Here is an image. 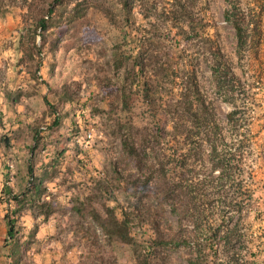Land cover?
Masks as SVG:
<instances>
[{
    "label": "rangeland",
    "instance_id": "rangeland-1",
    "mask_svg": "<svg viewBox=\"0 0 264 264\" xmlns=\"http://www.w3.org/2000/svg\"><path fill=\"white\" fill-rule=\"evenodd\" d=\"M14 1L15 6L0 16L13 23L17 20L24 22L23 34L19 35L28 39L29 45L25 46V50L31 51L35 23L29 18L27 11L21 12L26 9L17 6L22 5L23 0ZM78 2L80 0H68L65 6L58 8V12L65 9L63 15L66 16ZM144 2L145 0L141 4L137 0L134 4L138 35H151L163 46V52L175 65L176 74H171L164 89L166 99L174 104L180 101L186 86L184 73L194 69L200 93L207 107L214 111L219 124L220 130L216 138L219 154L214 161H223L224 171L214 169L211 149L207 145L212 130L205 125L197 130L189 123L187 131H198L199 136L188 140L186 130L176 131L172 135V116L165 120L168 144L162 142L157 150L148 147L142 152L139 149V156L136 158L127 156L122 134L114 128L110 130L109 137L101 113L110 112L108 119L115 125L128 122L134 126L139 133L136 137L138 148L146 134H150L151 141L155 140L157 126L150 119L146 105L136 89L128 96L126 108H123L121 90L116 91L117 79L124 70L113 68L112 58L110 59L113 48H109L107 44L112 35L120 33L123 43V29L96 8H90L84 18L72 24L63 18L61 33L71 43H78L85 53L86 59L82 62L84 72L90 69L104 74L97 90L83 87L74 92V96L82 102L75 106L77 114L73 118L78 116L77 121L81 120L82 134L94 129L92 148L100 145L97 148L99 157H94L92 163L98 166L92 168L91 173H94L91 174L93 177L89 184L76 189L78 205H71L69 202V206L55 207L60 215L71 212L75 217L63 216L52 221L51 226H48L51 230H47V234L42 237H36L40 226L38 224L42 221L28 230L29 235L26 232L24 235L21 224H18L19 237L26 246L22 252V264H139L132 245L121 243L115 236L108 234L92 216L83 218L79 215L80 202L95 192L96 183H102L103 186H109L105 195L107 205L115 208L116 216L122 219L124 212L131 209L130 201L142 193L141 185L145 179L143 173L147 169L144 159L147 164L154 163L156 151L164 162L170 163L167 167V186L173 190L175 200L167 202L163 199L162 194L154 189L161 181L159 178L155 179L149 203L159 211L158 217L144 226L133 223L130 229L141 253H147L149 247H161L157 264H189V259L197 256L194 247L200 245L207 249L204 261L208 264H225L228 260L229 264H264V0H147L148 4L143 9ZM155 3L156 7L150 9ZM121 8V4L117 3V11ZM184 10L187 17L179 14ZM163 12L166 20H162ZM234 13L244 16L246 20L244 29L247 30L249 42L241 52L238 50L234 26L228 20L229 16L232 19ZM143 14H147L149 18H145ZM58 16H54V21L58 20ZM46 34L47 32L42 34L43 49ZM8 36L10 38L2 40L6 41L4 46L13 47L18 43V36L13 33ZM206 39L217 43L232 71V75L225 80L222 92H219L215 84L211 69L215 65V58L206 47ZM34 45V54H37L38 59V48L36 43ZM105 49L109 55L104 54ZM104 86H109L108 90L102 89ZM82 89L89 92L87 100L79 95ZM192 101L196 102L195 98ZM83 111H86L85 114ZM90 112L97 118L90 121ZM232 115L233 120L230 118ZM162 124L164 125L163 122ZM198 148L201 149L199 156L195 152ZM99 173H104V177L100 178ZM137 179L140 182L132 184ZM6 196L5 193L0 197V215L13 205V201L9 202ZM94 208L104 213L98 202ZM174 208H178L184 216L182 228L179 217L173 212ZM91 219L109 236L106 242L102 243L98 239L94 228L89 224ZM16 221L20 223L17 218ZM236 224H239L238 233L228 244L224 237ZM214 230H220V236L213 237ZM160 237L164 244L153 246ZM7 239L8 235L5 239H0V264L9 262L6 257L8 249L4 248ZM212 247L219 252L216 262L210 252ZM251 251L259 252L254 261L249 260Z\"/></svg>",
    "mask_w": 264,
    "mask_h": 264
},
{
    "label": "trees",
    "instance_id": "trees-1",
    "mask_svg": "<svg viewBox=\"0 0 264 264\" xmlns=\"http://www.w3.org/2000/svg\"><path fill=\"white\" fill-rule=\"evenodd\" d=\"M136 1L137 0H80V2L76 3L75 8L69 11V14L66 16L63 15L65 9L58 12V8L60 6H65L68 0H23L22 5L17 6L21 9H26L27 15L35 23V28H41L45 33L49 31L54 22L61 23L65 20L67 23L72 24L84 18L90 8L99 9L112 23L120 24L124 32L123 43L118 46L119 53L117 52V54L113 56L112 63L115 70H124V78L120 88L122 92L121 100L124 104L123 108H126L130 93H132L133 89H136L140 99L146 105L150 119L152 122H155L157 126L155 140L151 141L150 134H146L142 138L139 145L140 147L138 148V146H136V137L139 133L135 127L128 122L125 124L117 123L115 131L121 133L123 136V148L127 156L136 158V156H139V149L142 152H145L148 147L157 150L161 147L162 142L165 145L168 144V134L165 133V120L168 116H172V135L176 131L186 130V138L188 140H193V138L199 136L198 131H193L192 129H190L189 132L187 131L189 129V123L197 130H200L204 125L207 129L210 128L212 130L211 136L207 139V145L211 149L214 169H221L223 172V161H219L218 159L214 161L219 154L216 140L218 131L220 130L219 124L216 122L214 111L207 107L200 93L196 71L192 69L188 73H184L186 86L181 94L180 101L176 104L172 101H167L164 89L166 88L167 80L170 79L171 74H176L175 65L171 62L169 56L163 52V46L157 43L151 35L141 37L138 35L139 31L137 30L139 29H136L137 22L134 17V4ZM140 2L142 4L143 0H140ZM117 3H120L122 6L119 11L116 9ZM14 4H16L14 0H0V14L5 15L8 12L5 8L14 7ZM147 4V0H145L142 8L145 9ZM155 7L156 3L152 4L150 9H154ZM143 9L142 12H144ZM179 14L183 17H187L185 10L180 11ZM57 15H59L58 20L54 21V16ZM143 16L149 18L147 14H143ZM164 16L165 13L163 12L161 14L162 20H166ZM46 17H49V19H46ZM228 20H230L234 26L237 34L238 50L241 52L249 42L247 30L244 29L246 20L244 16L241 17L237 13L233 14L232 19L229 16ZM35 28L32 31L31 41L35 40ZM191 28L194 27L191 26ZM206 47L215 58V65L212 66L211 69L215 78V84L219 92H222L226 83L225 80L232 75L231 68L225 62L222 50L215 41L206 39ZM35 49L36 47L34 45L31 51H26V55L29 59L33 58ZM193 98H195L196 102L192 101ZM230 118L233 120V115ZM199 148L201 147L199 146ZM199 148L195 151L197 156L201 153V149ZM154 153L156 155L154 163L147 164V160L144 159V164L147 169L143 173L145 179L141 185L142 193L140 196L130 201L131 209L129 212H124V217L122 219L116 216L115 208L107 205L105 195L106 192L109 191V186H103L102 183H96L95 192L84 201L80 202L79 215L83 218L87 215L92 216L108 234L115 236L121 243L132 245L135 253L138 255L139 264H157L159 260L158 254L161 247H149L147 253H141V248L137 245L130 231L131 224L134 223L144 226L158 217L159 211L149 203L152 197L150 192L152 191V184L155 179L159 178L161 181L160 184H156L154 189L162 194L163 199L167 202L175 200L173 199V190L167 186V167L170 163L164 162V159L158 154V151ZM183 166L185 167V163ZM140 168L144 170V168ZM114 170H116V168H114ZM139 182V179H137L134 180L132 184L136 185ZM35 183L28 188V191L35 188ZM45 190L46 189H42V191ZM6 195H10V193L7 192ZM50 200L43 203H37L36 201L30 204V207L43 215L46 220L56 213L55 206ZM12 201L17 205V208L15 211H9L5 215V219L7 220L8 239L4 243V248L8 249V254L6 255L9 259L8 264H22L24 262V255L22 252L26 246H24L19 237L20 230L17 228L15 216L17 213H20L23 208H26L28 203L24 194L13 197ZM162 201L161 204L163 203ZM97 202L104 209V213H100L94 208ZM173 212L179 217L181 222L180 228H182L184 216L180 213L178 208H174ZM238 227L239 224H236L235 228H232L231 231L225 235L224 240H226L228 244L231 243V238L238 233ZM212 236L215 238L220 236V230H214ZM162 239L163 238L160 237L159 241H155L156 245L153 246H158V243L164 244ZM194 249H196L197 256L189 259V264H208L204 261V255L208 253L207 249L200 245L194 247ZM210 252L213 254L214 261L216 262L219 256L218 250L212 247ZM258 256V251H251L249 253V260L254 261ZM225 264H229V260L226 261Z\"/></svg>",
    "mask_w": 264,
    "mask_h": 264
},
{
    "label": "crops",
    "instance_id": "crops-1",
    "mask_svg": "<svg viewBox=\"0 0 264 264\" xmlns=\"http://www.w3.org/2000/svg\"><path fill=\"white\" fill-rule=\"evenodd\" d=\"M23 26L24 22L21 20L13 23L0 16V73L3 67L7 70L6 84L0 85V197L7 192L16 196L24 194L28 204L16 214L21 230L24 235L25 232L29 235L28 230L42 221L38 224L40 226L36 233V237H42L47 234V230H51L48 226H51L52 221L73 214L67 212L61 216L56 212L45 220L30 204L36 201L39 203L45 196V191L49 190L51 196L46 201L51 199L55 207L69 206V202L71 205H78L76 189L89 184L93 177L91 174L94 173L91 170L98 166L92 161L94 157H99L97 148L100 144L95 145L94 149L92 146L86 149L77 143L83 127L81 120L77 121L78 116L73 117L77 114L75 106L82 101L74 96V92L83 87L97 90L104 74L90 69L84 72L82 62L86 57L83 49L78 43H71L61 33L64 24L54 22L44 40L48 56L41 68L40 81L37 75V54L29 59L25 50V46L29 45L28 39L19 35L23 34ZM9 33L18 36V43L13 47L4 46L6 41H2L10 38ZM121 43V33L112 35L107 44L109 48H113L110 59L119 53L118 46ZM34 44L32 40L31 46ZM104 54L109 55L106 49ZM123 76L124 72L117 79L118 87ZM108 87L101 88L108 90ZM118 87L116 91H119ZM107 99L106 97V103ZM86 109L88 111L89 107ZM109 115L110 112L105 111L100 116L110 137V130L116 125L108 119ZM95 117L97 118L90 112L89 120L92 121ZM44 125L49 130L46 134H40L39 130ZM105 166L109 169L108 165ZM31 177H35L36 186L28 191ZM16 208L17 205L13 203L0 215V239H5L8 231L5 215Z\"/></svg>",
    "mask_w": 264,
    "mask_h": 264
},
{
    "label": "built area",
    "instance_id": "built-area-1",
    "mask_svg": "<svg viewBox=\"0 0 264 264\" xmlns=\"http://www.w3.org/2000/svg\"><path fill=\"white\" fill-rule=\"evenodd\" d=\"M46 19H48V17H46ZM42 34H43L42 29L37 28L36 29L35 43H36V46L38 48L39 67L37 69V75H38L40 81H42L41 68L45 64V61H46L47 56H48L47 51L45 49H43ZM6 71H7L6 67H3V70L0 73V85H2V86H4L6 84ZM79 95L84 100H87L90 97L89 92L86 91L85 89H82L80 91ZM100 96L102 97L103 94H101ZM48 130H49L48 126L44 125L40 128L39 132H40V134H46L48 132ZM94 137H95L94 129H91L89 131H85L82 135L77 137V143L80 146H83L84 148L88 149L92 146V143L94 142ZM99 176H101L100 178L104 177V173H101ZM33 183H35V177H31L29 179L28 188H30L33 185ZM15 196H16L15 194H10V195L6 196V199H8V201L11 202L13 197H15ZM50 196H51L50 191L46 190L45 196L43 195V197L39 200V203H43L44 201L48 200L50 198ZM39 217H41V215ZM18 224H20V223L17 222V228H18ZM89 224L94 228L95 234L97 235L100 242L104 243L108 240L109 236L105 233L104 229L99 224H97L92 219L90 220Z\"/></svg>",
    "mask_w": 264,
    "mask_h": 264
}]
</instances>
